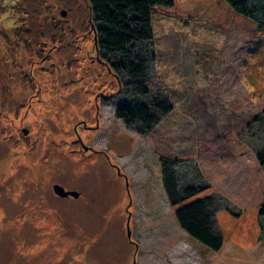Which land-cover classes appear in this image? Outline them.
<instances>
[{"label": "rangeland", "instance_id": "1", "mask_svg": "<svg viewBox=\"0 0 264 264\" xmlns=\"http://www.w3.org/2000/svg\"><path fill=\"white\" fill-rule=\"evenodd\" d=\"M217 2L152 12L150 99L173 110L144 135L116 116L134 99L99 56L87 0H0V264H264V183L241 156L264 143V29L249 39ZM163 158L220 198V251L179 226Z\"/></svg>", "mask_w": 264, "mask_h": 264}, {"label": "trees", "instance_id": "2", "mask_svg": "<svg viewBox=\"0 0 264 264\" xmlns=\"http://www.w3.org/2000/svg\"><path fill=\"white\" fill-rule=\"evenodd\" d=\"M87 1L96 32L95 44L99 56L115 73L124 92H130L134 99L130 103L120 105L116 110V116L128 127L139 124L141 133L149 135L160 119L173 110L163 98L150 99L152 89L148 80V67L152 60V48L148 46L153 39L152 12L158 10L169 13L179 6V0ZM217 1V6L224 14L222 20L227 21L249 39L264 29V18L261 16L263 6L251 5L249 0ZM198 61L202 69L209 72L215 63V56L203 52ZM122 92L121 90L120 93ZM255 122L264 124V110L255 118ZM249 153H252L264 183V143L253 146L251 151H244L241 156ZM177 162L170 158L161 159L167 197L177 208L176 221L192 239L208 250L218 252L224 244L217 226V213L223 210L221 200L205 194L211 189L206 183L198 185L192 179L182 182L185 179L180 175L179 169H176ZM258 194L259 192L256 196ZM258 207L264 229V198Z\"/></svg>", "mask_w": 264, "mask_h": 264}, {"label": "water", "instance_id": "3", "mask_svg": "<svg viewBox=\"0 0 264 264\" xmlns=\"http://www.w3.org/2000/svg\"><path fill=\"white\" fill-rule=\"evenodd\" d=\"M26 132V131H25ZM27 133V132H26ZM54 192L56 194H58L60 197H63V198H67L69 196H73L75 198H78L79 197V193L77 192H72V191H66L65 188H63L62 186L60 185H55L54 186ZM129 231V230H128ZM129 237H130V232L128 233Z\"/></svg>", "mask_w": 264, "mask_h": 264}, {"label": "flooded vegetation", "instance_id": "4", "mask_svg": "<svg viewBox=\"0 0 264 264\" xmlns=\"http://www.w3.org/2000/svg\"><path fill=\"white\" fill-rule=\"evenodd\" d=\"M110 68V67H109ZM110 70H111V68H110ZM92 149V148H91ZM56 185H58V184H56ZM61 186V185H60ZM63 187V186H62ZM64 188V187H63ZM72 192H77V191H72ZM77 193H79V192H77ZM69 197H72V196H69ZM69 197H67V198H69ZM80 197V196H79Z\"/></svg>", "mask_w": 264, "mask_h": 264}]
</instances>
